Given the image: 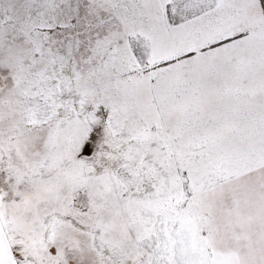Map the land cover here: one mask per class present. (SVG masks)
I'll return each instance as SVG.
<instances>
[{
    "label": "snow or ice",
    "instance_id": "1",
    "mask_svg": "<svg viewBox=\"0 0 264 264\" xmlns=\"http://www.w3.org/2000/svg\"><path fill=\"white\" fill-rule=\"evenodd\" d=\"M0 264H264V0H0Z\"/></svg>",
    "mask_w": 264,
    "mask_h": 264
}]
</instances>
